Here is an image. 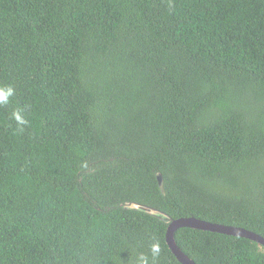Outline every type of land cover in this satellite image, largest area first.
Listing matches in <instances>:
<instances>
[{
	"label": "trees",
	"instance_id": "1",
	"mask_svg": "<svg viewBox=\"0 0 264 264\" xmlns=\"http://www.w3.org/2000/svg\"><path fill=\"white\" fill-rule=\"evenodd\" d=\"M125 203L264 239V0H0V264H180Z\"/></svg>",
	"mask_w": 264,
	"mask_h": 264
},
{
	"label": "water",
	"instance_id": "2",
	"mask_svg": "<svg viewBox=\"0 0 264 264\" xmlns=\"http://www.w3.org/2000/svg\"><path fill=\"white\" fill-rule=\"evenodd\" d=\"M156 177L159 188L160 190H162L163 179L160 174H157ZM123 208L145 213L166 223V244L173 256L180 264H195L178 248L175 243L174 234L180 228H190L194 230L208 231L212 233H219L222 235L240 237L257 243L258 245H261L264 248V239L261 236L239 227L210 223L192 217L172 219L165 213L160 212L159 210L138 203H125L123 205Z\"/></svg>",
	"mask_w": 264,
	"mask_h": 264
}]
</instances>
